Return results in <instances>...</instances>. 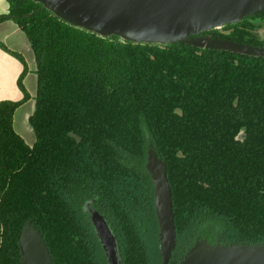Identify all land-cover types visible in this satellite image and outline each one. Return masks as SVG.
Returning a JSON list of instances; mask_svg holds the SVG:
<instances>
[{
	"label": "trees",
	"instance_id": "trees-1",
	"mask_svg": "<svg viewBox=\"0 0 264 264\" xmlns=\"http://www.w3.org/2000/svg\"><path fill=\"white\" fill-rule=\"evenodd\" d=\"M6 2L0 21L24 32L37 88L32 145L13 128L28 98L26 66L22 99L0 100V264H20L27 222L53 264H107L87 202L115 235L121 264H160L149 148L165 162L172 193L169 264L197 239L264 244V54L103 37L34 0ZM246 18L222 26L227 35L190 39L261 47L238 26Z\"/></svg>",
	"mask_w": 264,
	"mask_h": 264
},
{
	"label": "water",
	"instance_id": "water-1",
	"mask_svg": "<svg viewBox=\"0 0 264 264\" xmlns=\"http://www.w3.org/2000/svg\"><path fill=\"white\" fill-rule=\"evenodd\" d=\"M76 27L106 37L116 35L135 43L169 44L178 41L243 53L264 54L263 47L227 39L192 35L233 24L264 9V0H34ZM145 168L153 185L158 224L160 264H169L176 233L171 188L166 164L153 149L147 151ZM95 233L107 264H121L115 235L87 202ZM20 264H53L40 232L31 222L19 238ZM177 264H264V244H212L197 239Z\"/></svg>",
	"mask_w": 264,
	"mask_h": 264
},
{
	"label": "rangeland",
	"instance_id": "rangeland-1",
	"mask_svg": "<svg viewBox=\"0 0 264 264\" xmlns=\"http://www.w3.org/2000/svg\"><path fill=\"white\" fill-rule=\"evenodd\" d=\"M6 3V0H0L1 11L6 8ZM238 26L249 33L248 38L252 37L256 39L260 44H263L260 46L264 48V16L246 18L245 21L241 22ZM231 29L232 28L219 27L216 28L215 31L218 35H227L231 32ZM0 43L6 47V49L0 47L1 53L5 55L2 64L9 70L17 67L19 68V72L15 78V90L19 93L20 97L13 101H20L23 97V94L17 85V78L22 72L24 66H26V73L23 77L22 83L28 94V98L14 111L13 121L16 130L21 135L16 131L15 132L25 141L26 144L32 145L35 141V134L30 124L29 117L34 110V98L36 94L33 51L26 40L24 32L21 29L16 30V27L10 28L6 20L0 21Z\"/></svg>",
	"mask_w": 264,
	"mask_h": 264
},
{
	"label": "crops",
	"instance_id": "crops-1",
	"mask_svg": "<svg viewBox=\"0 0 264 264\" xmlns=\"http://www.w3.org/2000/svg\"><path fill=\"white\" fill-rule=\"evenodd\" d=\"M7 12H8V4L5 9H3L2 11L0 10V15H4ZM5 20L7 21V24H9L10 28L16 27V30L20 29L12 20L10 19H5ZM4 56L5 55L0 51V100L13 101V100H17L20 97L19 93L15 90V78L19 72V68L17 67L15 69L13 68L9 70L6 66L2 64V60L4 59ZM36 88H37V79H36ZM13 128L18 133V131L14 126V121H13Z\"/></svg>",
	"mask_w": 264,
	"mask_h": 264
}]
</instances>
